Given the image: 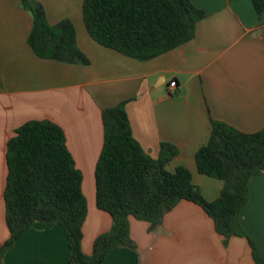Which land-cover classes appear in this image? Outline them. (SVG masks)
I'll return each mask as SVG.
<instances>
[{
	"label": "crops",
	"instance_id": "crops-1",
	"mask_svg": "<svg viewBox=\"0 0 264 264\" xmlns=\"http://www.w3.org/2000/svg\"><path fill=\"white\" fill-rule=\"evenodd\" d=\"M47 19H70L89 64L39 58L27 43L32 15L20 0H0V245L7 239L3 193L6 143L17 127L47 119L64 131L87 194L82 250L110 229L111 216L95 204L94 170L103 145L101 110L127 99L133 137L151 157L161 142L178 154L168 170L185 167L204 198L215 200L223 181L202 175L197 149L209 138L210 118L244 132L264 126V10L251 0H191L205 11L195 37L155 58L138 60L106 48L86 31L83 0H38ZM175 82L171 87L170 83ZM249 200L241 224L264 258V173L249 179ZM136 249L110 250L101 264H255L245 237L226 242L197 204L181 200L160 224L129 217ZM2 264H69L62 226L35 223L6 251Z\"/></svg>",
	"mask_w": 264,
	"mask_h": 264
},
{
	"label": "trees",
	"instance_id": "trees-1",
	"mask_svg": "<svg viewBox=\"0 0 264 264\" xmlns=\"http://www.w3.org/2000/svg\"><path fill=\"white\" fill-rule=\"evenodd\" d=\"M258 16L264 0H251ZM32 15L27 37L31 50L42 59L89 64L79 48L75 26L68 18L47 19L38 0H20ZM206 16L191 0H83L82 18L89 36L98 44L138 60H150L195 37L197 22ZM127 99L101 110L103 145L95 165V204L112 218L109 230L99 234L90 254L82 250V226L87 200L83 176L66 145L63 129L47 119L24 122L6 143L7 167L3 193L7 239L0 245V264L15 242L33 224L63 227L69 264H101L115 248L135 250L129 235V217L154 228L181 200L199 205L226 242L245 237L255 264H264L240 220L249 200V179L264 173V126L254 132L210 118L207 142L195 154L200 174L223 181L219 196L208 201L185 167L174 171L168 163L177 147L160 143L151 157L133 137L126 111Z\"/></svg>",
	"mask_w": 264,
	"mask_h": 264
},
{
	"label": "built area",
	"instance_id": "built-area-1",
	"mask_svg": "<svg viewBox=\"0 0 264 264\" xmlns=\"http://www.w3.org/2000/svg\"><path fill=\"white\" fill-rule=\"evenodd\" d=\"M170 86H171V87H174V86H175V82H174V81L171 82V83H170Z\"/></svg>",
	"mask_w": 264,
	"mask_h": 264
},
{
	"label": "rangeland",
	"instance_id": "rangeland-1",
	"mask_svg": "<svg viewBox=\"0 0 264 264\" xmlns=\"http://www.w3.org/2000/svg\"><path fill=\"white\" fill-rule=\"evenodd\" d=\"M86 198H87V194H86Z\"/></svg>",
	"mask_w": 264,
	"mask_h": 264
}]
</instances>
